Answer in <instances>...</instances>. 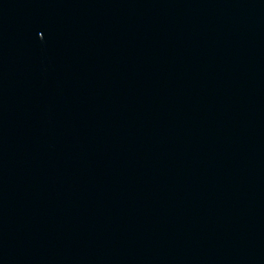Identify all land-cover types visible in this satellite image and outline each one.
<instances>
[{
	"label": "water",
	"instance_id": "obj_1",
	"mask_svg": "<svg viewBox=\"0 0 264 264\" xmlns=\"http://www.w3.org/2000/svg\"><path fill=\"white\" fill-rule=\"evenodd\" d=\"M0 264H264V0H0Z\"/></svg>",
	"mask_w": 264,
	"mask_h": 264
}]
</instances>
